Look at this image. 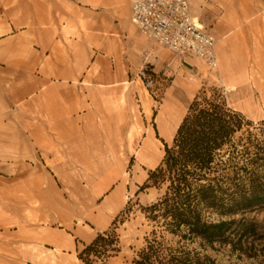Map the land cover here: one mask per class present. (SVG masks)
<instances>
[{"label":"rangeland","instance_id":"obj_1","mask_svg":"<svg viewBox=\"0 0 264 264\" xmlns=\"http://www.w3.org/2000/svg\"><path fill=\"white\" fill-rule=\"evenodd\" d=\"M216 40L217 67L199 63L195 77L147 67L139 81H43L40 70L0 63V264H83L80 253L114 228L121 251L107 264H135L154 231L199 264H264V210L215 217L245 218L260 229L212 246L180 242L142 211L160 193L140 188L177 133L165 139L159 122L172 125L180 103L179 127L194 98L212 89L246 120L264 121V28L257 37ZM60 235L71 248L58 243Z\"/></svg>","mask_w":264,"mask_h":264},{"label":"trees","instance_id":"obj_2","mask_svg":"<svg viewBox=\"0 0 264 264\" xmlns=\"http://www.w3.org/2000/svg\"><path fill=\"white\" fill-rule=\"evenodd\" d=\"M160 197L143 207L146 219L180 242L227 243L231 234L255 236L260 226L215 220L264 210V121L254 124L231 109L217 89L202 91L189 106L161 164L140 188ZM116 225V223H114ZM230 234V235H229ZM154 238L135 264H199L184 248ZM240 240V241H241ZM121 251L117 229L99 233L79 255L83 264H107Z\"/></svg>","mask_w":264,"mask_h":264},{"label":"crops","instance_id":"obj_3","mask_svg":"<svg viewBox=\"0 0 264 264\" xmlns=\"http://www.w3.org/2000/svg\"><path fill=\"white\" fill-rule=\"evenodd\" d=\"M188 1L216 39L257 37L264 28V0ZM131 3L0 0V63L40 70L43 81H139L147 67L156 74L198 75L204 63L177 58L140 34L131 21ZM58 240L73 245L66 235Z\"/></svg>","mask_w":264,"mask_h":264},{"label":"built area","instance_id":"obj_4","mask_svg":"<svg viewBox=\"0 0 264 264\" xmlns=\"http://www.w3.org/2000/svg\"><path fill=\"white\" fill-rule=\"evenodd\" d=\"M131 21L140 34L177 58L217 67L215 36L192 14L188 0H131Z\"/></svg>","mask_w":264,"mask_h":264},{"label":"bare ground","instance_id":"obj_5","mask_svg":"<svg viewBox=\"0 0 264 264\" xmlns=\"http://www.w3.org/2000/svg\"><path fill=\"white\" fill-rule=\"evenodd\" d=\"M186 90L188 91V90H190V88L187 87ZM183 107H184L183 103H180L179 108L183 109ZM180 109L176 111L177 113H175V116L173 118L174 122L172 125L169 126V125L163 123L162 120H160L159 123H160L161 133L165 139H171L177 131L179 124L181 122V115H182L180 112ZM147 148H148V145H146V149ZM155 163H156V158H151L149 163H148V166L153 167L155 165ZM117 206L118 205L115 202V196H114V198L112 197V200L110 201V203L108 205V209L112 215L115 214V212L117 210ZM89 236H90L89 233H85L84 236H82V237L87 239Z\"/></svg>","mask_w":264,"mask_h":264}]
</instances>
